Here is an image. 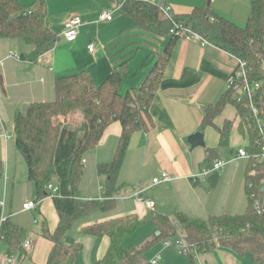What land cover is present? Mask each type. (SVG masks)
Here are the masks:
<instances>
[{
    "label": "crops",
    "instance_id": "1",
    "mask_svg": "<svg viewBox=\"0 0 264 264\" xmlns=\"http://www.w3.org/2000/svg\"><path fill=\"white\" fill-rule=\"evenodd\" d=\"M20 1L35 5L37 0ZM125 1L47 0L49 22L58 40L52 50L35 60L30 58L33 49L23 39L0 35V158L4 162L0 200L5 201L4 206H0V227H5L3 218H10L23 229V240L27 236L33 239L31 252L25 253L23 248L12 252L17 264L48 263L53 241L46 234L56 231L60 216L52 196L38 199L36 184L29 179L27 162L8 126L12 124L15 130L16 113L25 112L32 102L53 100L59 76L87 69L100 83L127 60L128 70L121 93L142 83L156 58L163 53L169 36L154 34L127 16L121 9ZM149 1L171 6L173 15L211 6L241 25L247 23L252 6V0ZM105 9L114 11L112 20H99V14ZM76 15L84 23L77 39L70 42L63 31L66 21ZM91 44L95 46L93 51L89 49ZM11 53L20 57H12ZM23 53L27 56L25 60L21 59ZM237 66L236 56L212 43L203 45L194 39H178L150 107L155 126L149 131H136L129 144L118 178L117 209L93 210L79 218L65 237L67 244L71 243L72 234L76 237L74 243L83 244L75 264H98L105 255L109 238L85 234L83 228L107 219L131 213L143 218L151 211L171 217L184 212L201 219L245 212L249 204L246 184L249 159L237 156L248 142L238 130L237 111L231 104L216 118L218 126L226 119L235 120L230 144L220 149L217 159L225 164L204 173L210 168L208 149L220 144L217 129L202 127L205 108L228 89V78ZM62 117V121L73 123L83 119L80 112L69 115L68 119L64 117L66 120ZM122 130L120 121L111 123L99 144L85 156V172L78 192L84 202L105 199L107 176L98 172V166L113 160ZM199 131L205 135V145L193 147L189 137ZM164 172L171 179L153 184V178ZM139 189L144 190L143 196L151 201L150 205L134 196ZM31 201L37 205L25 209L24 205ZM169 248L163 245L154 255L162 254L158 264ZM172 249L179 253L176 247ZM10 253L5 239L0 238V259ZM181 255H184L180 257L181 264H191L188 253ZM195 258L199 264H257L250 253L241 255L223 246Z\"/></svg>",
    "mask_w": 264,
    "mask_h": 264
},
{
    "label": "trees",
    "instance_id": "2",
    "mask_svg": "<svg viewBox=\"0 0 264 264\" xmlns=\"http://www.w3.org/2000/svg\"><path fill=\"white\" fill-rule=\"evenodd\" d=\"M121 9L144 29L169 36L163 53L156 58L142 83L121 93L128 70L127 60L100 83L89 70H81L56 78L53 100L32 102L25 112L19 111L14 117L16 145L27 162L29 179L36 184L38 199L52 196L60 216L56 231L46 234L53 241L47 264H75L83 244L65 241L75 222L95 209L109 212L117 208L119 173L132 136L136 131H149L155 126L150 107L180 38L170 32L175 23H183L213 45L245 60L249 81L260 84L252 97L257 114L247 95L237 97V90L228 88L216 102L206 106L202 123L203 128L214 127L220 134L219 146L208 149L207 161L211 167L220 149L229 146L235 123L226 119L218 126L216 118L227 105L236 108L238 130L247 139L246 149L251 155L246 178L249 204L242 214L213 215L208 219L184 212L171 217L151 211L143 218L131 213L85 226L83 232L110 240L98 264H150L146 251L158 240L178 236L190 245L191 264H199L196 255L215 251L219 246L241 255L250 253L255 263L264 264V191L261 190L264 163L258 156L264 144V0H252L251 13L244 25L219 14L211 6L197 7L189 13L173 15L172 19L164 14L161 4L149 0H126ZM0 35L23 39L36 58L52 50L58 34L49 22L47 0H37L35 5H26L20 0H0ZM76 112L83 115L80 124L60 119ZM115 121L122 123L123 130L114 158L98 166V172L107 176L105 199L88 200L81 207L78 192L85 172V156L99 144L106 128ZM3 179L4 162L0 158V185ZM50 183L59 187L57 195H51ZM147 221L154 222L160 233L141 247H125V240ZM2 233L9 252L23 248V229L12 219H6Z\"/></svg>",
    "mask_w": 264,
    "mask_h": 264
},
{
    "label": "built area",
    "instance_id": "3",
    "mask_svg": "<svg viewBox=\"0 0 264 264\" xmlns=\"http://www.w3.org/2000/svg\"><path fill=\"white\" fill-rule=\"evenodd\" d=\"M161 9L166 16H168L171 19L173 18V11H172L171 6L166 5V4H161ZM113 14H114V11L112 9H105L99 14V20H101V21L112 20ZM83 23H84V21L79 15H76V16L69 18L65 23V28L63 31L64 37L70 42L76 40L78 33H79V29ZM170 32H171V34H176L180 37H185V38L200 41L203 45L210 43L201 34H199L198 32H195L194 30H192L189 27L184 26L183 23H175V25L171 28ZM94 48H95L94 44H91L89 46V49L91 51H93ZM10 56L18 57V58L20 57L19 54H15V53H11ZM247 68H248L247 62L245 60L238 58V66L230 74V76L228 78V88H235V90H237L236 94H239V97H243V96L247 95L251 99L253 111L257 114L258 108L254 105V103L252 101V97L254 96V93L257 90V88L260 87V84L259 83L253 84L249 81L248 74H247ZM5 136L8 137L7 134ZM250 156L251 155L246 148L239 149L238 156H237L238 158H248L249 159ZM258 156H259L260 161L264 163V144H262V150ZM224 164H225V162L223 160H217L213 164V166H211L210 168H207L204 173L206 174L210 170L219 169ZM170 179H171L170 175L168 173L164 172L161 176H157V177L153 178V184L156 185V184L162 183L164 181H168ZM48 188L51 190V195H57L59 193V187L53 183H50L48 185ZM261 190L264 191V182H262ZM143 192H144L143 189H139L136 191L134 196L137 199L144 201L148 205H150L151 201L149 199H147L145 196H143ZM253 194H255V193H253ZM252 196H254V195H252ZM4 203H5L4 200H0L1 206H4ZM36 205H37V202L31 201V202L26 203L24 205V208L30 209V208L35 207ZM256 206L257 207L260 206L259 201H256ZM2 221L5 222L6 218H3ZM0 238L4 239V235L2 233V227H0ZM163 245H164V248L176 247L182 253H188L189 247H190V245L181 236H178V237L173 238V239H167L164 241ZM22 246H23V250L25 253L31 252V250L33 249L32 237L31 236L25 237V239L22 242ZM161 258H162V254L160 252L156 256H154V258H152V260L149 261V263L150 264H158L159 261L161 260ZM17 261L18 260H17L16 255L12 254V253L4 255L0 259L1 264H17Z\"/></svg>",
    "mask_w": 264,
    "mask_h": 264
},
{
    "label": "rangeland",
    "instance_id": "4",
    "mask_svg": "<svg viewBox=\"0 0 264 264\" xmlns=\"http://www.w3.org/2000/svg\"><path fill=\"white\" fill-rule=\"evenodd\" d=\"M16 54V53H15ZM237 97H239V94H236ZM25 111V109H24ZM76 113H79V112H76ZM74 114V113H72ZM81 114V113H80ZM71 115V114H69ZM68 115V116H69ZM68 116H67V119H68ZM83 116V115H82ZM64 118V117H62ZM65 119V118H64ZM66 120V119H65ZM83 119H80L78 121V123L76 124H80L82 122ZM67 122H69L70 124H74L76 125L75 123L73 122H70L68 120H66ZM9 129H10V133L11 135L14 137L15 136V130L12 126V124H10L9 126ZM14 140V139H13ZM22 154V153H21ZM22 156V155H21ZM1 206V205H0ZM118 206V205H117ZM2 207V206H1ZM117 209V208H116ZM177 228L179 230H181V227L178 225ZM158 228L157 226L155 225L154 222L152 221H147L146 223H144L132 236L128 237L124 244H125V247H128L130 245H134V246H137V247H141L142 245H144L147 241H150V240H153L157 235H158ZM70 242L71 243H74L76 237L73 236V234L71 235L70 237ZM70 243V244H71ZM163 243H164V240L161 239V240H158L156 243H154L147 251H146V257H147V261H151L152 258H154L153 256L157 253L158 250H160L162 247H163ZM174 247H171V249H167V251L164 252V260L162 262H160V264H181V259L180 257L181 256H184V255H181L182 252L179 251L176 252L174 249H172ZM183 254H187V253H183Z\"/></svg>",
    "mask_w": 264,
    "mask_h": 264
},
{
    "label": "water",
    "instance_id": "5",
    "mask_svg": "<svg viewBox=\"0 0 264 264\" xmlns=\"http://www.w3.org/2000/svg\"><path fill=\"white\" fill-rule=\"evenodd\" d=\"M26 57L27 56L24 53L21 54V59L25 60ZM30 58L32 60H35L36 56L33 53H31L30 54ZM189 142L192 144L193 147H196L198 145H205V135H204V133L201 132V131L196 132L195 134H193V135H191L189 137ZM80 205H81V207H84L85 206V202L83 200H81Z\"/></svg>",
    "mask_w": 264,
    "mask_h": 264
}]
</instances>
